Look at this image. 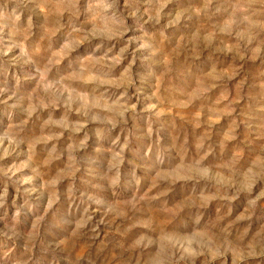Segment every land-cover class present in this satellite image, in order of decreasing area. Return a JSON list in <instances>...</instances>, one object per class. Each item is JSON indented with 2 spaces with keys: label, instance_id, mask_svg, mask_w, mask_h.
I'll return each instance as SVG.
<instances>
[{
  "label": "rangeland",
  "instance_id": "374dc122",
  "mask_svg": "<svg viewBox=\"0 0 264 264\" xmlns=\"http://www.w3.org/2000/svg\"><path fill=\"white\" fill-rule=\"evenodd\" d=\"M0 264H264V0H0Z\"/></svg>",
  "mask_w": 264,
  "mask_h": 264
}]
</instances>
